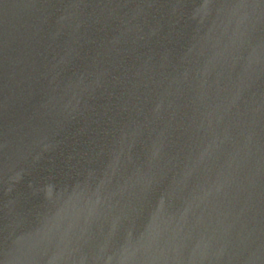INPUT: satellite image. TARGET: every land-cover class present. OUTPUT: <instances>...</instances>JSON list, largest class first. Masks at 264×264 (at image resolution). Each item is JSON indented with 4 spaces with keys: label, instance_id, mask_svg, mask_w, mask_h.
<instances>
[{
    "label": "water",
    "instance_id": "water-1",
    "mask_svg": "<svg viewBox=\"0 0 264 264\" xmlns=\"http://www.w3.org/2000/svg\"><path fill=\"white\" fill-rule=\"evenodd\" d=\"M0 264H264V0H0Z\"/></svg>",
    "mask_w": 264,
    "mask_h": 264
}]
</instances>
